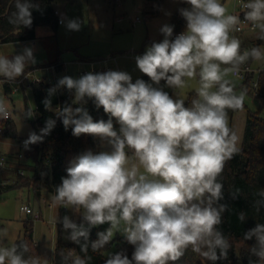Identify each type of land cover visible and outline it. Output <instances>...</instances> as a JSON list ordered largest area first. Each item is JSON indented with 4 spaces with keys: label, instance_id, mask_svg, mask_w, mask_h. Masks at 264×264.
I'll return each instance as SVG.
<instances>
[{
    "label": "clouds",
    "instance_id": "1",
    "mask_svg": "<svg viewBox=\"0 0 264 264\" xmlns=\"http://www.w3.org/2000/svg\"><path fill=\"white\" fill-rule=\"evenodd\" d=\"M179 2L189 5L178 10L184 30L174 36V25L163 24V39L135 57L136 67L150 82H133L121 70L64 76L42 101L56 119L49 117L39 133L30 131L22 142L25 150L42 143L57 119L74 137L89 135L98 142L99 151L86 149L69 162L67 175L50 197L53 208L69 209L80 218L77 223L69 215L53 217L54 224H62L64 238L79 246V253L76 248L62 251L60 264H90L89 250H103L117 232L133 247L131 258L126 249L107 252L104 264H175L189 249L212 264L228 258L232 245L218 227L227 209L219 203L224 198L222 174L241 150L229 126V111L241 109L246 97L244 90L237 93L229 76L249 61L264 60V48L241 50L233 35L241 30V18L230 14L221 0ZM14 6L9 23L30 28L39 4L15 0ZM241 6L244 22L264 41V0H246ZM61 22L69 31L81 28L79 19ZM36 62L32 46L11 57L0 55V78L14 83ZM192 80L198 87L190 106L164 90L183 89ZM61 89L72 94L71 102L53 108L51 97ZM88 100L103 108L106 121L93 120L85 107ZM33 116L28 109L22 117ZM10 117L9 105L0 98V120ZM239 193L236 189L233 198ZM256 196L258 212L264 206V189ZM245 219L241 212L239 220ZM104 224L109 227L90 240L91 230ZM7 236L8 229L0 228V264H50L49 258L29 254L26 241L5 245ZM253 238L249 252L257 259L249 264H264V224L244 234V240Z\"/></svg>",
    "mask_w": 264,
    "mask_h": 264
},
{
    "label": "rangeland",
    "instance_id": "2",
    "mask_svg": "<svg viewBox=\"0 0 264 264\" xmlns=\"http://www.w3.org/2000/svg\"><path fill=\"white\" fill-rule=\"evenodd\" d=\"M245 1V0H244ZM243 0H221L230 14L238 12ZM182 3L179 0H163L161 10L158 14L146 16L148 10L146 0H57L55 7L61 19H79L81 28L79 31H69L65 24H59L57 29L49 26H38L36 28V38L9 44H0V55L11 57L21 51L25 46H32L36 63L29 65L25 74L28 73L26 82H34L38 79H52L58 81L64 76L78 78L83 75V71L89 70L91 62L110 56L117 57V65L121 71L131 74L133 82L140 78L143 73L136 67L135 57L145 52L146 47L153 41H161L163 36L159 28L165 24H171L173 13ZM171 13V15H168ZM136 17L140 21L134 23ZM241 41V50L251 48L252 41L256 38L253 31L235 33ZM264 48V45L261 46ZM63 63L65 70L56 71L55 64ZM113 64V63H111ZM251 71L255 73L254 80L258 79L259 71L264 69V60L250 61ZM20 78V77H19ZM18 79V78H17ZM237 93L244 90L239 87L243 78L230 75ZM11 87L17 83H10ZM198 87L196 80L188 81L183 89H175L173 98L177 95L187 101L190 93L195 92ZM246 91V90H244ZM4 81L0 78V98H3L11 108L17 127L18 138H2L1 149L4 152L14 153L12 159L19 164L18 169H24L25 175H32L28 169V164L32 163L29 158H18L17 150L20 140L27 139L30 131H35L33 125L34 116L31 119H24L26 107L34 111L36 105L33 97L32 87H23L10 98H4ZM245 107L236 111H229V126L239 137V147L243 141L244 128L247 118V109L257 111L259 101L255 95L246 91L244 100ZM118 127V126H117ZM39 133L40 127H36ZM22 165V166H21ZM0 186L4 183L12 182L17 176L16 172H10L9 168L0 169ZM18 170V171H19ZM7 177L8 180H5ZM51 193L44 194L39 201L29 187H16L3 189L0 191V228L8 229V236L4 241L5 245L19 241L24 235V224L29 218L33 221V238L43 257L50 259V264L54 257L55 243L58 239L63 242H71L64 237L62 224H54L53 217L69 215L77 223L80 221L69 209L53 208L50 206ZM28 204L33 213L26 214L21 211V206ZM36 213L40 218H35ZM122 236L117 232L114 237ZM123 237V236H122ZM114 250L111 248L108 252ZM235 264H242L240 260Z\"/></svg>",
    "mask_w": 264,
    "mask_h": 264
},
{
    "label": "trees",
    "instance_id": "3",
    "mask_svg": "<svg viewBox=\"0 0 264 264\" xmlns=\"http://www.w3.org/2000/svg\"><path fill=\"white\" fill-rule=\"evenodd\" d=\"M33 2L39 4L40 10L32 11L33 23L30 28H26L12 25L8 21V17L15 11V0H0L1 44L35 39L38 26H49L57 29L59 25V16L55 7L57 0H33ZM146 2L149 6L148 10L145 11L147 17L160 12L163 0H146ZM185 7H189V5L182 3L171 17V25H174V31H183L185 28V21L178 11L180 8ZM262 45H264V41L255 38L251 47H261ZM55 68L56 71L63 72L65 65L56 63ZM254 76L255 73L253 71L247 73L239 85L240 88L250 92L252 95H255L252 85ZM139 79L149 81L146 75H142ZM57 82L50 84L46 81H35L31 86L36 105L33 111V125L36 132V127H44L45 121L49 117L56 119L53 112L45 110L42 101L47 97L48 89L56 85ZM257 82L258 94L255 96L259 101V108L257 111L247 109L243 141L240 146L241 150L226 163L222 174L224 198L219 203L227 205V209L222 214V223L218 227L229 238L232 247L229 249L228 258L226 260H218L215 264H235L238 260L242 264H249L250 259L253 261L257 259L249 252L250 247L255 244V239L244 240V234L255 227L257 223L264 224V206H261L258 212L254 207L255 201L259 199L256 193L264 189V69L259 71ZM161 86H164V81H161ZM4 88L7 92L10 91L8 83H5ZM164 90L169 92L170 95L174 91L167 87ZM194 98L195 92L190 93L185 106H190V102ZM51 99L52 106L55 108L65 102L70 103L72 94L66 89H61ZM243 106L245 107L244 103ZM85 107L94 121L101 119L106 121L108 119L103 108L97 109L92 100H88ZM28 109L26 107L25 112ZM0 138H18L16 123L12 117L7 120H0ZM97 143V140L89 135L74 137L71 128L65 131L62 122L57 119L56 126L51 134L45 137L42 143L31 145V150H27L25 154L24 158L32 160V163L28 164V169L32 171V175H22L17 172L15 182L3 184L0 187V191L16 187H29V189L33 190L37 200L40 201L44 194H54L55 186L59 185L61 178L67 175L66 168L73 158L86 149H92L94 152L99 151ZM236 189H239L240 193L234 199L232 193ZM241 212L246 214V219L243 222L239 220ZM78 220L80 221V218ZM107 227L109 225L104 224L93 228L90 233V240H96L97 232L103 231ZM33 233V221L28 218L24 224V235L16 243L26 241L30 246L29 254L42 256L34 241ZM113 246L114 250L112 252L126 249L129 258H131L133 247L127 244L122 236H118L113 237V240L99 252L93 253L89 250V255L92 257L90 264H104L106 253ZM67 248H76L79 253L78 245L58 239L55 243L52 264H60V253ZM175 264H212V262L204 261L189 249Z\"/></svg>",
    "mask_w": 264,
    "mask_h": 264
},
{
    "label": "built area",
    "instance_id": "4",
    "mask_svg": "<svg viewBox=\"0 0 264 264\" xmlns=\"http://www.w3.org/2000/svg\"><path fill=\"white\" fill-rule=\"evenodd\" d=\"M244 2H246V1H244ZM241 8H242V6H241ZM243 12H244V9L242 8L238 12L233 13V14L239 15L240 18H241V21H242V23L240 25L241 30L239 32H234L233 34H235V33H243L245 31H252L251 25L249 23H247V22H244V20H243L244 19ZM61 21H62V19L59 18L58 23L59 24H62ZM138 21H140V18L139 17H136L134 23H136ZM180 32H182V31H174V36L176 34H179ZM111 63H113V64H111ZM108 70H120L119 67H118V65H117V57L116 56H110V57H107V58H102V59H99V60H96V61H92L91 62L90 69L89 70H86L85 69L82 74H85V73H87L89 71H93V72H105V71H108ZM249 72H252V71H251V68H250L249 63H246L245 65H243L241 67L240 72L238 74H234V75H236L238 77H241V78H245L246 74L249 73ZM28 76H29V74L26 73L23 76H21L20 78H18L15 81L17 83V86H15L13 88L10 87V91L9 92H6L5 91L4 94H3V97L4 98H10V95L13 94V93L18 92L21 87H23V89H25L26 86L31 87L32 84H33V82H28V83L26 82V80L28 79ZM36 81H46V82H48L50 84H54V83L57 82V81H53L52 79H49V80H47V79H44V80L38 79ZM8 84H10V83H8ZM252 85H253V88H254L255 95H257L258 94V92H257V88H258L257 87L258 86L257 80L252 81ZM9 110L11 112V117H12L13 112H12V110H11L10 107H9ZM24 140L25 139L19 141V144H18L19 145V151H18V155H17L18 158H24L25 157V154L27 152V150H25L24 147H23V143L22 142ZM7 163H8V157L5 154V152L2 151L1 145H0V168L7 167ZM19 173L22 174V175H25V170L20 169L19 170ZM50 206H51V203H50ZM21 211L24 212V213H26V214H28V215L33 213V210L31 208V206L28 205V204H23L21 206ZM34 217L38 219L41 216H40L39 213H36L34 215Z\"/></svg>",
    "mask_w": 264,
    "mask_h": 264
},
{
    "label": "crops",
    "instance_id": "5",
    "mask_svg": "<svg viewBox=\"0 0 264 264\" xmlns=\"http://www.w3.org/2000/svg\"><path fill=\"white\" fill-rule=\"evenodd\" d=\"M18 42H21V41H18ZM10 43H14V42H10ZM0 44H1V43H0ZM2 44H9V43H2ZM5 83H7V82H4V87H5ZM8 85L11 87L10 84H8ZM5 91H6V90H5ZM6 92H7V91H6ZM1 139H2V138H0V141H1ZM18 146H19V145H18ZM18 151H19V148H18V150H17V155H18ZM5 154H6L7 157H8L7 167H5V168H9V170H10L9 173H10V172H16V173L19 172V171H18L19 169H18L17 166H18L19 164H22V162H20V163L18 164V163L14 160V158H13V159L11 158L12 155H14V153H9V152L6 153V152H5ZM17 157H18V156H17ZM21 166H22V165H21ZM1 169H2V168H1ZM22 169H23V168H22ZM23 170H24V169H23ZM0 171L3 172L2 170H0ZM16 178H17V176H15V177L13 178L12 182H9V181H8L7 184H12V183H14L15 180H16ZM5 180H8L7 177H6ZM3 184H6V183L3 182ZM3 184H2V185H3ZM2 185H1V186H2ZM1 186H0V187H1ZM51 264H52V262H51Z\"/></svg>",
    "mask_w": 264,
    "mask_h": 264
}]
</instances>
